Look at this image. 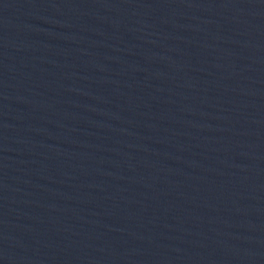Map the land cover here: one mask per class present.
<instances>
[{"label":"water","instance_id":"water-1","mask_svg":"<svg viewBox=\"0 0 264 264\" xmlns=\"http://www.w3.org/2000/svg\"><path fill=\"white\" fill-rule=\"evenodd\" d=\"M0 264H264V0H0Z\"/></svg>","mask_w":264,"mask_h":264}]
</instances>
